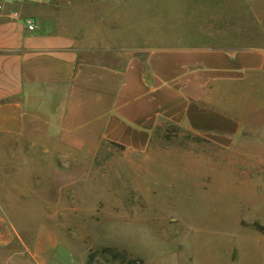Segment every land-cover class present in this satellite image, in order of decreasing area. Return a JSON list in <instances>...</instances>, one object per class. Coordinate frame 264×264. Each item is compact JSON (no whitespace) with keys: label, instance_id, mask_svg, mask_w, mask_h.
Returning <instances> with one entry per match:
<instances>
[{"label":"crops","instance_id":"crops-1","mask_svg":"<svg viewBox=\"0 0 264 264\" xmlns=\"http://www.w3.org/2000/svg\"><path fill=\"white\" fill-rule=\"evenodd\" d=\"M222 4L51 0L5 7L0 157H36L59 168L47 187L0 181V264H87L85 249L78 260L68 238L77 228L54 219L52 207L78 199V183L70 181L78 163L93 161L105 145L147 154L163 122L213 142L238 138L249 115L246 93L259 101L264 91V47L238 48L213 32L219 23L201 13L222 11Z\"/></svg>","mask_w":264,"mask_h":264},{"label":"rangeland","instance_id":"rangeland-1","mask_svg":"<svg viewBox=\"0 0 264 264\" xmlns=\"http://www.w3.org/2000/svg\"><path fill=\"white\" fill-rule=\"evenodd\" d=\"M222 1V11L201 13L219 23L213 32L238 48L264 47V0ZM246 95L237 139L213 142L163 122L147 154L105 145L79 161L70 180L78 199L52 207L77 228L68 237L77 259L83 247L89 264H264V91L259 101ZM10 158L0 157L9 164L0 181L47 187L59 168Z\"/></svg>","mask_w":264,"mask_h":264},{"label":"built area","instance_id":"built-area-1","mask_svg":"<svg viewBox=\"0 0 264 264\" xmlns=\"http://www.w3.org/2000/svg\"><path fill=\"white\" fill-rule=\"evenodd\" d=\"M51 0H0V13H2L6 6L17 5L21 3H47ZM14 18H17V15H12ZM27 28L30 31L35 29V24L32 21L26 22Z\"/></svg>","mask_w":264,"mask_h":264},{"label":"trees","instance_id":"trees-1","mask_svg":"<svg viewBox=\"0 0 264 264\" xmlns=\"http://www.w3.org/2000/svg\"><path fill=\"white\" fill-rule=\"evenodd\" d=\"M113 146H116V145H113ZM116 147H117V146H116ZM118 148L121 149V150H124V148H122V147H119V146H118ZM124 255H125V253H124ZM89 263H90V260L88 259L87 264H89Z\"/></svg>","mask_w":264,"mask_h":264}]
</instances>
